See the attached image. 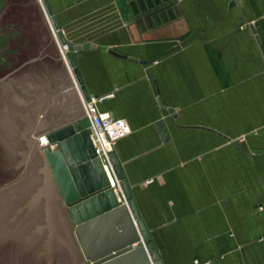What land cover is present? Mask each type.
I'll use <instances>...</instances> for the list:
<instances>
[{"label":"crops","instance_id":"crops-1","mask_svg":"<svg viewBox=\"0 0 264 264\" xmlns=\"http://www.w3.org/2000/svg\"><path fill=\"white\" fill-rule=\"evenodd\" d=\"M41 2L59 44L106 47L77 68L129 126L113 153L162 264H264V0Z\"/></svg>","mask_w":264,"mask_h":264},{"label":"water","instance_id":"water-1","mask_svg":"<svg viewBox=\"0 0 264 264\" xmlns=\"http://www.w3.org/2000/svg\"><path fill=\"white\" fill-rule=\"evenodd\" d=\"M51 22L57 28L54 17ZM60 42L68 49L64 63L87 97L77 54L106 47ZM64 63L37 0H0V185L22 175L38 136L85 116ZM156 126L167 141L164 123ZM43 137L25 179L0 191V264H85L68 214L90 264H162L115 154L109 158L123 203L79 121ZM26 231L30 252L7 238Z\"/></svg>","mask_w":264,"mask_h":264},{"label":"built area","instance_id":"built-area-1","mask_svg":"<svg viewBox=\"0 0 264 264\" xmlns=\"http://www.w3.org/2000/svg\"><path fill=\"white\" fill-rule=\"evenodd\" d=\"M63 50L61 51V57L62 60L65 61L66 58L64 52L67 51V46L64 45ZM78 94L82 109L85 114L84 118L89 123L88 131L95 157L99 160L100 164L105 170L110 180L111 186L116 193L118 202L123 203L124 199L118 188L117 180L114 179L115 183H112V180L110 179L108 174L109 169V171L113 175L109 156L113 153L116 143L129 134V126L125 119L114 118L110 115V113L101 112L99 110V103L103 102L105 99L109 98L112 95L104 96L101 98H84L80 92ZM39 141L42 142L41 137L39 138ZM119 196H121V199Z\"/></svg>","mask_w":264,"mask_h":264},{"label":"rangeland","instance_id":"rangeland-1","mask_svg":"<svg viewBox=\"0 0 264 264\" xmlns=\"http://www.w3.org/2000/svg\"><path fill=\"white\" fill-rule=\"evenodd\" d=\"M38 1V4H39V6H40V8H41V10H42V13H43V15H44V17H45V19H46V22H47V24H48V27H49V29H50V32H51V35H52V37H53V39H54V41H55V43H56V45H57V47H58V49H59V52H60V55H61V51L63 50V44H59L58 42V36H59V32H58V29H53V26H52V22H50V24H49V22H48V18H47V15H46V13L44 12V9H43V7H42V2H41V0H37ZM61 45H62V47H61ZM62 48V49H61ZM64 51V50H63ZM66 69H67V72H68V74H69V76H70V79H71V82H72V85H73V87H74V90H75V93H76V96H77V98H78V100H79V102H80V98H79V92H78V90H77V88H76V84L74 83V81H73V76H72V74H71V72L68 70V68H67V66L65 67ZM71 74V75H70ZM80 104H81V102H80ZM76 120V119H75ZM75 120H73V121H71V122H75ZM86 121V120H85ZM80 122H83L82 120L80 121ZM83 124H84V128L85 129H88V127H89V123L86 121V122H83ZM42 138V135H40V136H38L35 140H34V142H33V145H32V148H31V150H30V153H29V156H28V159H27V162H26V164H25V166H24V169H23V172H22V175L17 179V181H19V180H23L24 178H25V176H26V173H27V170H28V167H29V164H30V161H31V159H32V156H33V154H34V151H35V148H36V146H37V144L39 143V141H38V139L39 138ZM39 147H40V149H41V152H42V149H43V145H39ZM34 150V151H33ZM50 171V170H49ZM51 173V172H50ZM51 176H52V174H51ZM52 178H53V176H52ZM16 182V180H10V181H8V182H6V183H4V184H2V185H0V189H2V188H4L3 186H10L11 184H13V183H15ZM72 233H73V236H74V238H75V240H76V243H77V245H78V248H79V250H80V253H81V255H82V257H83V260H84V262H85V264H90L88 261H86L85 259H84V256H83V252H82V249L80 248V245H79V243H78V240H77V238H76V236H75V234H74V228H72Z\"/></svg>","mask_w":264,"mask_h":264},{"label":"flooded vegetation","instance_id":"flooded-vegetation-1","mask_svg":"<svg viewBox=\"0 0 264 264\" xmlns=\"http://www.w3.org/2000/svg\"><path fill=\"white\" fill-rule=\"evenodd\" d=\"M13 98V97H12ZM13 112H15V110H14V108L12 109V113ZM13 115V114H12ZM27 232V231H26ZM28 232L27 233H25V235L24 234H14V235H10L9 237L7 236V238H12L13 239V241H14V243L16 244V246H20V247H16V249H18L19 250V248H21V250H22V248H26L27 250H26V252H30V249L32 248V245H31V241H29L28 239H27V237H28ZM27 243V244H26ZM19 244H21V245H19ZM12 246L13 247H15V245L14 244H12ZM1 250H3V251H5V249L4 248H2ZM24 253L25 252H23L22 254L24 255Z\"/></svg>","mask_w":264,"mask_h":264},{"label":"bare ground","instance_id":"bare-ground-1","mask_svg":"<svg viewBox=\"0 0 264 264\" xmlns=\"http://www.w3.org/2000/svg\"><path fill=\"white\" fill-rule=\"evenodd\" d=\"M46 12V11H45ZM57 24V23H56ZM52 26L54 27V25H53V23H52ZM67 51H68V49H67ZM41 143H42V145L44 146L45 144H46V140H45V138L44 137H42L41 138ZM108 174H109V177H110V179L112 180V183H115L114 182V176L112 175V173L109 171V169H108Z\"/></svg>","mask_w":264,"mask_h":264}]
</instances>
